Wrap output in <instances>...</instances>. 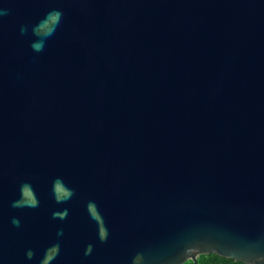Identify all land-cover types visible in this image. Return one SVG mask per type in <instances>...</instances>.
<instances>
[{"label":"water","instance_id":"1","mask_svg":"<svg viewBox=\"0 0 264 264\" xmlns=\"http://www.w3.org/2000/svg\"><path fill=\"white\" fill-rule=\"evenodd\" d=\"M264 264V0H0V264Z\"/></svg>","mask_w":264,"mask_h":264},{"label":"trees","instance_id":"2","mask_svg":"<svg viewBox=\"0 0 264 264\" xmlns=\"http://www.w3.org/2000/svg\"><path fill=\"white\" fill-rule=\"evenodd\" d=\"M199 264H248L236 259L223 257L216 253L199 255ZM183 264H194L192 260H188Z\"/></svg>","mask_w":264,"mask_h":264}]
</instances>
